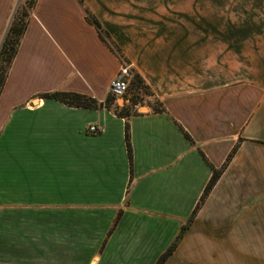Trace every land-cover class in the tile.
Returning a JSON list of instances; mask_svg holds the SVG:
<instances>
[{"label": "crops", "instance_id": "obj_1", "mask_svg": "<svg viewBox=\"0 0 264 264\" xmlns=\"http://www.w3.org/2000/svg\"><path fill=\"white\" fill-rule=\"evenodd\" d=\"M85 9L165 110L130 118L131 175L123 119L39 97L110 94ZM235 147L163 264H264V0H37L0 95V264H156Z\"/></svg>", "mask_w": 264, "mask_h": 264}, {"label": "trees", "instance_id": "obj_2", "mask_svg": "<svg viewBox=\"0 0 264 264\" xmlns=\"http://www.w3.org/2000/svg\"><path fill=\"white\" fill-rule=\"evenodd\" d=\"M37 3V0H20L16 5L6 30L2 36L0 42V95L3 91L8 72L12 65V62L18 52L20 42L22 37L26 31L28 26V22L32 11ZM80 4L83 6V3L80 1ZM86 21L94 27L100 40L106 45V47L118 58L120 63L122 64L123 68L129 67V63L124 58L123 54L121 53L120 49L112 42L107 32L104 30L102 25L96 20V18L91 15L86 9ZM128 91L124 96L126 100H128V105L118 108L115 105L116 98H114L111 94H109L103 103L98 102L96 99L91 98L86 95H81L77 93L71 92H53L48 94H41L39 97L41 99L47 100H54L59 102L67 107L76 108V109H88V110H100L106 109L107 111L112 112L115 116L120 119L124 120V140L127 149L129 164H130V175L132 172L131 169V144H130V134H129V120L131 117L136 116L138 105H143L144 102L150 104L154 113H163L165 112L162 105L155 100L153 94L151 93L150 89L146 86L142 78L133 70L128 68ZM129 92L131 94H129ZM147 99V100H145ZM186 138L191 142L190 138L187 134H185ZM192 143V142H191ZM236 147L231 151L228 155L224 165L216 170L212 169V176L206 185L203 194L195 206L191 216L186 219L180 226L179 233L171 245L168 247L165 253H163L160 258L158 259L156 264H163L166 260H168L180 241L182 240L183 236L187 232L189 226L193 222L194 218L196 217L198 211L200 210L201 206L204 204L206 198L210 194L212 188L218 181L219 177L223 173L224 169L227 167L228 163L232 159L233 155L236 152ZM131 182V177H130ZM130 188V183L128 186V191ZM127 191V192H128ZM121 211L118 212V215L114 221L113 228L118 223L121 217ZM110 231V232H111Z\"/></svg>", "mask_w": 264, "mask_h": 264}, {"label": "built area", "instance_id": "obj_3", "mask_svg": "<svg viewBox=\"0 0 264 264\" xmlns=\"http://www.w3.org/2000/svg\"><path fill=\"white\" fill-rule=\"evenodd\" d=\"M128 91V72L126 68H122L115 78L110 82L109 93L116 99L123 98ZM90 133H100V129L90 127Z\"/></svg>", "mask_w": 264, "mask_h": 264}, {"label": "rangeland", "instance_id": "obj_4", "mask_svg": "<svg viewBox=\"0 0 264 264\" xmlns=\"http://www.w3.org/2000/svg\"><path fill=\"white\" fill-rule=\"evenodd\" d=\"M127 69V71H128V68H126ZM129 78H130V76L128 77V80H129ZM129 94H131L130 92H129ZM126 99V98H125ZM145 100H147V99H145ZM116 101H117V103L119 102L120 104V106L122 107L123 105H124V102H125V100L124 99H122V98H118V99H116ZM141 112H144L145 111V109L141 106Z\"/></svg>", "mask_w": 264, "mask_h": 264}, {"label": "water", "instance_id": "obj_5", "mask_svg": "<svg viewBox=\"0 0 264 264\" xmlns=\"http://www.w3.org/2000/svg\"><path fill=\"white\" fill-rule=\"evenodd\" d=\"M20 0H18V2H19ZM118 104H120L119 102H118Z\"/></svg>", "mask_w": 264, "mask_h": 264}]
</instances>
